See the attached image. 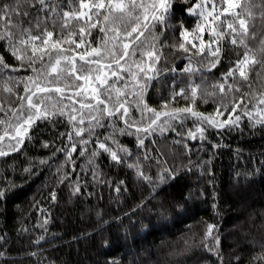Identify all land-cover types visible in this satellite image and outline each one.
I'll list each match as a JSON object with an SVG mask.
<instances>
[{
    "label": "trees",
    "instance_id": "trees-1",
    "mask_svg": "<svg viewBox=\"0 0 264 264\" xmlns=\"http://www.w3.org/2000/svg\"><path fill=\"white\" fill-rule=\"evenodd\" d=\"M55 2L61 4V9L60 16L56 18L54 37L63 25V12L72 10L68 0ZM195 2L176 0V7L186 9ZM73 3L79 7V0H73ZM216 3L219 5L221 0H216ZM3 4H10L14 11L7 17L0 13V31L10 29L19 36L23 29L30 28L35 35L38 17L41 21L39 31L43 32L45 27L53 29L51 20L47 24L43 22L48 13L39 12L40 5L33 4L32 0H0V6ZM236 11L248 21L246 42L255 51L259 63L249 61L247 81L239 76L237 70L235 80L230 77L229 82L240 85L241 91L235 93L237 97L245 92L249 94L241 100V105L264 107L255 105L253 100L257 94H264V51H261L264 0H237ZM223 15L232 18L231 12ZM181 18L177 15L171 21L176 26L174 31L168 29L159 37L161 44L167 41L159 61L161 69L175 67L177 71L175 74L161 71V78L153 81L146 93L147 102L161 108V99L168 97L175 79V89L179 91L185 87L189 97L190 84L198 86L195 110L214 113L217 111L216 103L224 95L219 87V83L224 81L221 73L227 72L248 49L233 45L231 37H228L222 44L220 62L211 68L210 56L207 52L200 53L198 47L185 52L171 46L174 37L177 43L182 39ZM183 18L188 28L196 22L195 16ZM238 22L237 19V25ZM70 23L68 31L78 33L79 24L75 20ZM155 31L160 32L159 25ZM92 32L94 42L102 39L99 28ZM204 38H208L207 32ZM188 47L191 48V44ZM0 56L9 65L20 63L3 40H0ZM186 64H190L193 70L181 74L179 70ZM30 71L17 69L18 73L25 75ZM5 73L12 75L13 79L7 81ZM14 75L12 69L0 71V104L4 106L19 103L14 92L4 90L6 81L23 92V83H17ZM225 87L227 89V85ZM206 93L213 95L201 100V94ZM232 95L229 92L226 98L230 100ZM249 100L253 102L249 103ZM189 102L181 96L173 101L172 106H185ZM218 111L224 112L218 118L227 119L231 105ZM239 112L240 107L237 108ZM3 115L0 112V116ZM132 116H140L134 104ZM254 116L252 119L244 115L234 128L217 129L204 125L205 138L201 139L197 133L192 139L187 133L189 129L195 131L196 118L189 114L183 121L172 122L175 130L145 137V146L139 148L134 131L132 135L127 131L121 133L119 128L124 126L123 121L117 119L110 125L105 117L102 121L104 126L97 127L95 132L101 139L114 132L119 145L126 146L120 155L131 159L125 158L119 163L113 161L109 153L98 149L95 137L87 145H81L78 137L69 142L67 131L71 124L67 116H57L55 126L47 120L39 122L34 130L30 129L33 139H26L21 149L0 156V182L5 177L15 176L18 185L7 199L0 198V264H264V258L258 257L264 253V118L255 113ZM257 120L261 122L257 123ZM4 128L0 125V135H3ZM62 132L64 136L60 135ZM80 135L89 139L84 133ZM43 140L54 141V144L45 148ZM7 142L6 138L0 143L6 145ZM72 143L76 148L71 152V159L66 158L67 153L57 151L58 147L71 150ZM107 143L117 147L111 139ZM145 148L152 157L150 161L144 160ZM94 149H98L99 155L91 158L90 162ZM157 155L162 164L167 161L165 167H179V173L175 179L160 185L162 191L158 190L153 195L151 186L138 177L136 168L130 165L139 162L145 173L155 178L160 170L155 158ZM41 157L46 158L44 164H40ZM30 161L32 175L25 176L23 187H19L20 173ZM120 181L123 183L119 184L118 192ZM77 186L79 191L75 190ZM189 193L191 199L187 203L190 211L186 215L177 217L166 213L161 216L153 211L159 208L162 200L166 203L182 200ZM141 201L146 202L137 207ZM132 211L134 217L130 214ZM133 220L135 228L130 226ZM208 223L218 226L214 230L220 236L218 245L212 238L204 239ZM145 224L149 227H143ZM124 226H129L127 232ZM104 238L115 242L105 247L102 245ZM206 242L217 248L219 255L206 248Z\"/></svg>",
    "mask_w": 264,
    "mask_h": 264
},
{
    "label": "snow or ice",
    "instance_id": "snow-or-ice-1",
    "mask_svg": "<svg viewBox=\"0 0 264 264\" xmlns=\"http://www.w3.org/2000/svg\"><path fill=\"white\" fill-rule=\"evenodd\" d=\"M68 2L72 10L63 12L65 19L55 37L56 18L60 16L61 9V4L56 3L55 0H32L33 4L40 5L39 12L48 13L43 18V22L47 24V21L51 20L52 30L45 27L43 32L39 31L41 21L38 17L35 35L32 34L30 28L23 29L19 36L12 33L10 29L0 31V40L5 41V46L20 61L19 64L13 66L5 63L3 56H0V71L12 69L16 82L23 83V92H20L14 85L7 82L11 81L13 76L5 73L7 81L4 84V90L8 93L14 92L19 103L14 106L0 104V112L4 113L0 116V125L5 126L3 135H0V142L5 141L6 138L8 140L6 145L0 143V156H6L7 152L21 149L26 139H33L30 129L34 130L39 122L47 120L55 126L57 116H67L71 124V128L67 131L69 142H72L74 137H78L81 145H87L91 138L95 137L98 149L109 153L111 159L118 163L123 162L125 158L131 159V157L120 155V152L126 150V146L119 145L114 132L105 134L103 139L96 134L95 129L104 126L102 121L105 117L108 118L110 125L117 119L123 121L124 126L119 128L121 133L127 131L129 135H132L134 131L138 148L145 146L147 136H154L157 132L163 134L169 129L175 130L172 128V122L183 121L189 114L196 118L195 131L189 129L187 133L192 139L196 138L197 133L201 139L205 138L204 125L214 126L217 129L234 128L244 115L255 119V113L264 118V107L249 108L247 104L241 105V100L249 94L245 92L243 96L237 97L235 93L241 91L240 85L229 82L230 77L235 80L237 70L239 76L247 81L246 66L250 68L249 61L253 64L259 63L255 51L251 50L246 42V36L249 34L248 21L236 11L237 0H221L219 5L216 0H196L186 9H178L176 0H79L78 8L73 0H68ZM12 11L14 9L10 4L0 6V13L4 17L9 16ZM230 12L232 13L231 19L223 15ZM177 15L182 17L179 21L182 39L177 43L174 37L171 46L185 52L198 47L200 53L207 52L210 56L209 66L211 68L220 62L223 52L222 44L228 37H231L233 45H242L248 49L242 58H238L235 64L228 68L227 72L221 73L224 81L218 83L224 95L216 103L217 111L214 113L195 110L194 102L198 95V86L190 84L191 96L189 97L185 87H181L179 91L175 89V79L168 97L161 99V108L157 109L147 102L146 93L153 81L161 78V71L173 74L177 71L175 67L161 69L159 64L163 57V48L167 44V41L161 44L159 37L164 35L168 29L175 30L176 26L171 21ZM186 15L196 17V22L191 28L185 26L183 17ZM73 20L79 24L78 33L75 30L68 31L71 28L70 21ZM158 25L160 26L159 33L155 31ZM94 28H99L102 33V39L96 42L92 39ZM205 32L208 33L207 39L204 38ZM251 35L255 36V33ZM76 36L78 39H74ZM196 41H199L198 45ZM189 44L191 48L188 47ZM261 51H264V39L261 40ZM19 68L31 71L26 75L20 74L17 72ZM192 70L191 65L186 64L184 69L179 71L183 74L185 71L191 72ZM229 92L233 93L230 100L226 98ZM208 95L213 94H201V100ZM181 96L190 102L185 106L173 107V101ZM253 100L255 105H264V94H257ZM253 100H249V103ZM133 104L135 110L140 113L138 118L132 116ZM229 105H231V111L227 112V119L218 118L224 115V112L218 110L227 109ZM238 107H240L239 113H237ZM234 113L237 114L234 116ZM85 121H87L86 126ZM81 133L89 139H85L80 135ZM60 135L64 136L65 133L62 132ZM109 139L116 143V148L107 143ZM52 144L54 141H42L45 148ZM75 148V143H72L71 150L67 147H58L57 151L67 153L66 158L71 159V152ZM98 149L92 151L90 162L91 158L99 155ZM148 151L145 148V161L152 159ZM51 155L54 156L55 153ZM155 158L157 167L160 169L155 178L146 174L139 162L130 165L136 168L137 176L151 186L153 195L158 190L162 191L160 185L175 179L179 173V167H165L166 160L162 164L159 155ZM39 161L40 164H44L46 158L41 157ZM32 171L30 161L20 173L19 187H23L25 183L23 178L30 177ZM122 183L123 181H120L117 184L118 192L119 184ZM17 187L15 176L5 177L0 182V198L7 199ZM75 190L79 191V187L77 186ZM53 199H55V193H53ZM189 199H191V193L182 200L177 199L170 203L162 200L159 208L153 211L161 216L166 213L177 217L183 216L190 211L187 203ZM145 202L141 201L137 207H142ZM213 207L216 208L217 205L214 204ZM130 214L133 217L135 215L134 211ZM130 226L135 228L134 220L130 221ZM128 227L124 226L125 232L128 231ZM143 227L147 228L149 225L145 224ZM217 227L212 223L207 224L205 241L212 238L217 245L219 244L220 236L214 231ZM114 242L110 238H104L102 245L110 247ZM204 246L210 251H216L219 255L218 249L213 248L210 243L206 242ZM258 257L264 258V253L258 254Z\"/></svg>",
    "mask_w": 264,
    "mask_h": 264
}]
</instances>
